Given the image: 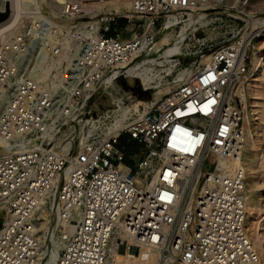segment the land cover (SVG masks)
Returning <instances> with one entry per match:
<instances>
[{
  "label": "built area",
  "instance_id": "obj_1",
  "mask_svg": "<svg viewBox=\"0 0 264 264\" xmlns=\"http://www.w3.org/2000/svg\"><path fill=\"white\" fill-rule=\"evenodd\" d=\"M127 1L122 16L141 27L131 38L112 32L119 13L86 17L84 0H64L57 25L31 6L23 28L0 37V264H44L45 212L64 241L56 264H108L131 247L159 250L171 264H264L245 227V173L237 163L241 86L263 19L255 26L225 14L233 22L225 33L197 39L210 60L123 117L119 103L94 107L113 87L106 79L128 76L156 51L167 21L182 23L199 2ZM44 43L49 51L39 59Z\"/></svg>",
  "mask_w": 264,
  "mask_h": 264
},
{
  "label": "bare ground",
  "instance_id": "obj_2",
  "mask_svg": "<svg viewBox=\"0 0 264 264\" xmlns=\"http://www.w3.org/2000/svg\"><path fill=\"white\" fill-rule=\"evenodd\" d=\"M198 1L200 0H195V2ZM16 2L17 4L15 5H17V8L15 7V9L17 10L13 12L14 14L10 16V21L13 20L11 21L12 23L14 21H17V18L19 17L21 12V1L18 0ZM63 2L64 0L50 1V4L53 7L51 11V20L56 25L58 24L57 20H60L61 18V13L63 11ZM107 7L112 13H118L131 9V5L127 0H114ZM97 8L99 11H101L100 9H103V6H99ZM93 10L94 8L92 9V11ZM0 12L7 14L6 10L0 9ZM205 15L206 14L204 13H200L199 16H196L195 14L191 13L189 19L184 21L181 31L175 37L172 36V32L175 30V28L168 29V31H166L159 37V39L155 43L154 49L158 53H160V56L164 58L163 60H157V58H145L131 65L127 69L126 73L128 76L131 77V80L132 77H137L144 85V88L158 89L154 93L155 101H158L165 94L173 91L174 88H176L182 81H184L188 77L193 76L196 73V70L191 71L189 69H185L184 71H180L172 82H162L164 78L163 72L168 73L172 71L173 65L171 57L174 55H178L182 52V49L185 46L184 43L186 38L191 32H194L197 29L196 25L198 22L203 23ZM54 18L58 19L56 20ZM5 21L6 20L2 22L0 20V29L4 28V26L8 22L9 23L7 25H10V21ZM90 23H93L96 28L99 26L98 19L90 21ZM86 24H88V22H83L81 25L85 26ZM167 24L171 28V26L177 25L178 21L176 20V18H171L167 21ZM13 31L15 30L13 29ZM170 36L174 38V41H170ZM259 36L261 38L258 42L264 43V28L259 33ZM261 44L253 45L251 67L247 72L241 86L242 97L244 99L243 128L245 135L242 145V151L239 157L237 158V163L238 165L243 167L245 173L244 194L247 209L245 227L255 249L264 255V48L260 49ZM39 50V59H41V55L44 52L49 51L48 44L44 43L40 46ZM209 60L210 56L209 54H206L201 64L207 63ZM157 65H160L162 68H158ZM262 70L263 75L260 76L259 74ZM106 82L112 85H114L115 83L113 81V77H108L106 79ZM115 103L120 104V109L122 110L123 117L129 114L132 110V106L122 105L121 100H117L115 101ZM137 104L138 103L136 102L133 104V106L137 107ZM3 151L4 148L1 147L0 143V153H2ZM43 216L45 219L42 223L41 228L44 229V236H46L49 230L48 228L51 217L48 212H45ZM63 246L64 241L61 239V235H53L52 246L47 252L48 255H46V258H48L44 264H56ZM45 254L46 252H44V255ZM108 264H171V262L167 257H164L162 255V252L159 250H152L150 253L141 250L139 253V250L137 248L131 247L130 249H120L116 251L113 254L112 258L109 260Z\"/></svg>",
  "mask_w": 264,
  "mask_h": 264
},
{
  "label": "rangeland",
  "instance_id": "obj_3",
  "mask_svg": "<svg viewBox=\"0 0 264 264\" xmlns=\"http://www.w3.org/2000/svg\"><path fill=\"white\" fill-rule=\"evenodd\" d=\"M18 0H0V9L1 10H6L7 12V17L2 18L1 20V15H0V20L4 22V20L10 21L11 15L14 14L17 9L15 7L17 5ZM21 4V12L19 17L17 18V23L14 21L13 23L10 21V25L4 26V28L0 29V37L2 40L9 38L16 30L20 29L23 27L22 24V17L25 15V10H27L29 7L37 6L41 11H45L48 15L51 16V11L53 9L52 5L50 4L51 0H20ZM114 0H84L86 4V9L88 10L87 16H92L95 17L96 14L98 13H111V11L108 9V5L111 4ZM201 1V3H200ZM195 6L194 11H188L189 14L185 16L184 20L182 23H179L175 26H172L169 29L175 28V30L172 32V36H176L180 31L181 28L184 24V21L188 20L190 17V14L193 13L196 16H199L200 13H204L205 19L203 20V23L199 22L197 23L196 27H201L200 30L197 32V37L194 38L192 37L191 34L186 38L185 43H184V48L182 49V52L176 56H172V71L171 72H163L164 78H163V83L166 82H172L174 78L177 76V74L180 71H184L185 69H189L191 71H195L197 67L202 63V60L206 54H209L210 49L206 48L204 49V53L202 54L200 50L202 49L200 46V41H198V38L202 37H208L211 36V31L213 32H223L225 33L229 28L230 24L233 23L230 21V17L225 16V14H233L236 16L241 17L242 19L249 20L251 25H256L258 23V17L263 19L264 21V0H200ZM38 2V3H37ZM40 4V5H37ZM200 5V6H199ZM103 6V9H100L101 11L98 10L97 7ZM94 10L92 11V9ZM17 8V7H16ZM97 9V10H96ZM94 12V13H92ZM120 15V19H126L122 15L125 13H129L128 10L118 12ZM224 14V16H222ZM44 16V14L42 13ZM221 16L224 18L223 20L221 19ZM9 19V20H7ZM58 19V18H54ZM59 20V19H58ZM87 20V18L83 19V21ZM90 20V19H89ZM93 21V20H92ZM134 23H130L127 25V21L122 23L121 21L114 26L113 33H120L122 38H131L136 32H138L141 27L138 25L139 21L134 20ZM58 22V21H57ZM89 22V21H87ZM84 22V23H87ZM255 22V24H254ZM53 24H55L53 22ZM59 24V22H58ZM203 24V25H202ZM7 26V27H6ZM11 26V27H10ZM10 29H9V28ZM19 27V28H16ZM263 28H264V22H263ZM262 28V29H263ZM13 29L15 31H13ZM215 29V30H214ZM259 33L261 32V30ZM6 30V31H4ZM4 31V32H3ZM13 31V32H12ZM168 31V30H167ZM192 31V29H191ZM10 32V33H9ZM12 32V33H11ZM166 32V31H165ZM164 32V33H165ZM163 33V34H164ZM176 33V34H175ZM4 34V35H3ZM174 34V35H173ZM2 35V36H1ZM8 35V36H7ZM4 36V38H3ZM7 36V37H6ZM170 36V41H174V38ZM172 38V39H171ZM260 36L254 41V44H261L260 49L264 48V43L261 42L259 43L258 41L260 40ZM53 42H55V38L52 37ZM1 40V41H2ZM188 47H187V46ZM252 52H253V47H251L249 54H248V63H249V68L248 71L251 67V62H252ZM145 58H157V60H163L164 58L160 56V53L157 51L152 52L150 55L144 57ZM143 60V59H142ZM44 66L48 67L49 69L53 66L51 63V60H45L44 61ZM169 66V65H167ZM158 68H162L160 65H157ZM260 76L263 75V70L259 74ZM171 80V81H170ZM158 89H146L144 88V85L141 83L139 78L137 77H131L130 76H121L117 81H115L114 85L112 88L107 89L106 91H103L100 93V95L95 99L94 101V107L97 109V111H102L106 110L108 108H111L115 106V101H120L125 102V106H131L132 104L138 102V101H145V100H150L155 98V92ZM113 93V94H112ZM115 93V94H114ZM115 97V98H114ZM112 98V99H111ZM120 99V100H119ZM123 99V100H122ZM115 100V101H114ZM244 123V122H243ZM107 129L104 128V132H106ZM126 140L127 136H123V138L120 141V146L126 148ZM134 150H130V153H133ZM3 215L4 213L0 212V225L3 221ZM264 228V225H263ZM48 239H47V246L48 250L52 246V236H57L59 233H57V222L56 220H53L49 224L48 228ZM264 230V229H263ZM48 252V251H47ZM46 252L45 254V260L44 263L46 262L47 258L46 255H48Z\"/></svg>",
  "mask_w": 264,
  "mask_h": 264
},
{
  "label": "water",
  "instance_id": "obj_4",
  "mask_svg": "<svg viewBox=\"0 0 264 264\" xmlns=\"http://www.w3.org/2000/svg\"><path fill=\"white\" fill-rule=\"evenodd\" d=\"M0 15H1V20H2V18L4 19L8 16L6 13H2V12H0Z\"/></svg>",
  "mask_w": 264,
  "mask_h": 264
},
{
  "label": "trees",
  "instance_id": "obj_5",
  "mask_svg": "<svg viewBox=\"0 0 264 264\" xmlns=\"http://www.w3.org/2000/svg\"><path fill=\"white\" fill-rule=\"evenodd\" d=\"M120 21H121L122 23L126 22V20H125V19H120Z\"/></svg>",
  "mask_w": 264,
  "mask_h": 264
}]
</instances>
